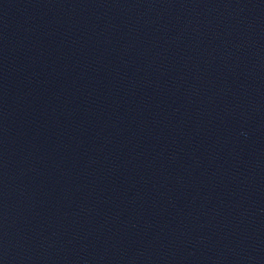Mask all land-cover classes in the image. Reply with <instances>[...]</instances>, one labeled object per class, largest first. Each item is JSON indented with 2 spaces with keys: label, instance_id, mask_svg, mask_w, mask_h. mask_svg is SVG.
I'll list each match as a JSON object with an SVG mask.
<instances>
[{
  "label": "water",
  "instance_id": "obj_1",
  "mask_svg": "<svg viewBox=\"0 0 264 264\" xmlns=\"http://www.w3.org/2000/svg\"><path fill=\"white\" fill-rule=\"evenodd\" d=\"M0 264H264V0H0Z\"/></svg>",
  "mask_w": 264,
  "mask_h": 264
}]
</instances>
